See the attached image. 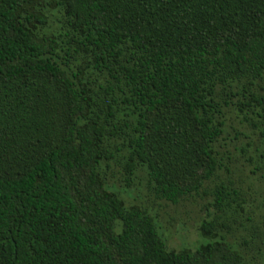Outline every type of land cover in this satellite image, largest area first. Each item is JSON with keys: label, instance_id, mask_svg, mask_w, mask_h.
<instances>
[{"label": "trees", "instance_id": "1", "mask_svg": "<svg viewBox=\"0 0 264 264\" xmlns=\"http://www.w3.org/2000/svg\"><path fill=\"white\" fill-rule=\"evenodd\" d=\"M0 264H264V0H0Z\"/></svg>", "mask_w": 264, "mask_h": 264}, {"label": "rangeland", "instance_id": "2", "mask_svg": "<svg viewBox=\"0 0 264 264\" xmlns=\"http://www.w3.org/2000/svg\"><path fill=\"white\" fill-rule=\"evenodd\" d=\"M166 210L173 218L165 232L168 244L176 248L191 247L192 243L197 240L195 232L197 217L195 214L191 212L185 215L182 209L174 207L166 208Z\"/></svg>", "mask_w": 264, "mask_h": 264}]
</instances>
